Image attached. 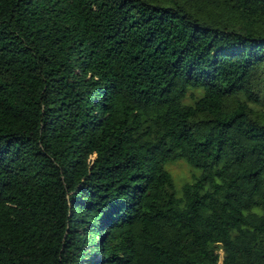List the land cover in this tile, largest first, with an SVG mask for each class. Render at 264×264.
Listing matches in <instances>:
<instances>
[{
    "label": "trees",
    "instance_id": "obj_1",
    "mask_svg": "<svg viewBox=\"0 0 264 264\" xmlns=\"http://www.w3.org/2000/svg\"><path fill=\"white\" fill-rule=\"evenodd\" d=\"M0 264H264V0H0Z\"/></svg>",
    "mask_w": 264,
    "mask_h": 264
},
{
    "label": "rangeland",
    "instance_id": "obj_2",
    "mask_svg": "<svg viewBox=\"0 0 264 264\" xmlns=\"http://www.w3.org/2000/svg\"><path fill=\"white\" fill-rule=\"evenodd\" d=\"M166 168L173 175L179 192L185 183L193 181L194 177L200 174L199 170L185 160L172 161L166 165Z\"/></svg>",
    "mask_w": 264,
    "mask_h": 264
}]
</instances>
